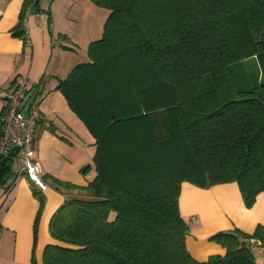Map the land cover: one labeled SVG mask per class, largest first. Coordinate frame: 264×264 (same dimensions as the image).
<instances>
[{
  "label": "trees",
  "instance_id": "obj_1",
  "mask_svg": "<svg viewBox=\"0 0 264 264\" xmlns=\"http://www.w3.org/2000/svg\"><path fill=\"white\" fill-rule=\"evenodd\" d=\"M36 1L25 0L14 36L24 37ZM91 2L110 11L102 37L56 88L95 139L96 175L86 186L51 179L83 198L51 216L57 243L41 264H255L247 240L264 245V224L216 233L225 254L193 259L179 196L183 182H235L251 208L264 192V0ZM16 160L15 149L0 155L4 189ZM30 183L39 201L30 263L39 264L45 197Z\"/></svg>",
  "mask_w": 264,
  "mask_h": 264
},
{
  "label": "crops",
  "instance_id": "obj_2",
  "mask_svg": "<svg viewBox=\"0 0 264 264\" xmlns=\"http://www.w3.org/2000/svg\"><path fill=\"white\" fill-rule=\"evenodd\" d=\"M24 2L0 0V117L4 92L23 79L29 89L42 86L38 104L43 120L36 125L34 141L35 159L47 181L35 248L41 264L45 246L57 243L48 230L51 216L66 200L83 198L77 190H57L51 179L86 186L96 175L92 164L95 139L56 87L74 67L90 62L88 48L101 39L110 11L91 0H37L36 7H27L22 38L14 36L12 29L20 21ZM86 165L91 168L82 174ZM18 167L7 181L8 188L0 186V264H31L39 201L20 163ZM179 208L189 226L187 250L197 261L225 254L221 244L209 239L212 235L236 229L252 234L264 224V192L247 208L235 182L206 189L183 182ZM247 241L253 247L255 264H264V254L255 247L259 240Z\"/></svg>",
  "mask_w": 264,
  "mask_h": 264
},
{
  "label": "built area",
  "instance_id": "obj_3",
  "mask_svg": "<svg viewBox=\"0 0 264 264\" xmlns=\"http://www.w3.org/2000/svg\"><path fill=\"white\" fill-rule=\"evenodd\" d=\"M41 93V85L29 89L26 79L3 93L0 155H6L10 150L15 149L21 172L43 191L46 189V184L42 181V171L35 159L34 149L36 125L43 120L38 104ZM255 245L264 254V245L260 241H256Z\"/></svg>",
  "mask_w": 264,
  "mask_h": 264
},
{
  "label": "rangeland",
  "instance_id": "obj_4",
  "mask_svg": "<svg viewBox=\"0 0 264 264\" xmlns=\"http://www.w3.org/2000/svg\"><path fill=\"white\" fill-rule=\"evenodd\" d=\"M18 164H19L18 161H16L15 164H14V166H13L14 171H17L18 170V168H19L18 167ZM72 190H77L79 193L81 192V190H78V189H72ZM255 255L258 256L259 255L258 252L255 253Z\"/></svg>",
  "mask_w": 264,
  "mask_h": 264
},
{
  "label": "water",
  "instance_id": "obj_5",
  "mask_svg": "<svg viewBox=\"0 0 264 264\" xmlns=\"http://www.w3.org/2000/svg\"><path fill=\"white\" fill-rule=\"evenodd\" d=\"M24 100H26V98Z\"/></svg>",
  "mask_w": 264,
  "mask_h": 264
}]
</instances>
